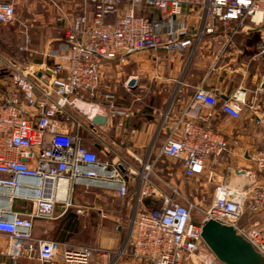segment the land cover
Instances as JSON below:
<instances>
[{"label": "built area", "instance_id": "1", "mask_svg": "<svg viewBox=\"0 0 264 264\" xmlns=\"http://www.w3.org/2000/svg\"><path fill=\"white\" fill-rule=\"evenodd\" d=\"M83 4H88L89 13L83 9L63 29L67 50L57 54L52 65L38 69L0 58V236L7 240V256L11 260L28 256L42 264H95L96 256L103 258L109 252L35 236L37 223L57 222L72 207L75 188H102L123 199L131 184H137L135 215L127 240V256L132 260L143 264H221L201 239L202 219L232 226L264 257V231L240 223L245 213L256 214L264 207L263 186L243 189L216 184L209 206L201 219L195 220L191 202L180 197L178 189L167 186L168 192L161 191L153 183V178L163 181L155 174L158 161L180 164L182 180L191 181L227 151L225 138L208 126L215 117L216 91L198 88L193 103L210 109L196 115V120L177 119L168 127L157 154L151 161L138 162L139 168L95 141L92 124L97 116L107 121L125 114L94 102L99 96L103 62L122 61L143 51L181 55L192 44L174 32L160 33L159 22L151 17L154 12L176 16L183 7L198 8L202 12L199 36H214L220 29L230 28L232 39L246 26L249 32L264 31V0H83ZM14 20L13 2L0 0V25ZM19 50L28 52V47ZM3 76L7 85L1 81ZM244 106L232 96L219 110L238 119ZM70 109L78 111L89 127L74 119ZM69 123L77 127L76 132L69 129ZM82 129L91 135L90 144L80 136ZM97 153L104 159L98 160ZM249 161L264 169V150L252 153ZM144 199L150 203L141 206ZM15 201L30 203L31 210L14 211ZM120 254L122 251L116 257Z\"/></svg>", "mask_w": 264, "mask_h": 264}, {"label": "crops", "instance_id": "2", "mask_svg": "<svg viewBox=\"0 0 264 264\" xmlns=\"http://www.w3.org/2000/svg\"><path fill=\"white\" fill-rule=\"evenodd\" d=\"M10 1L13 2L14 7L20 3V0ZM89 11L90 7L87 12L89 13ZM151 17L159 22V32L163 35L174 32L179 39H189L192 44L181 55L172 56L161 50L143 51L127 55L122 61L103 62L100 68L101 83L99 88L105 78L110 79L115 76L118 68L122 66L129 72L126 84L130 80L134 81L133 84H128L129 88L136 86L138 79L136 74H138L141 85L146 86L147 89L151 88L155 95L161 96L163 103L167 100L163 107L165 113L163 116L160 115L162 117L159 119H155L154 115L141 113L136 114L135 117L129 109L121 110L124 111V115H115L105 121L103 125L92 122L96 130L95 141L103 144L109 153L121 157L125 163L139 168L138 162L151 161L157 154L168 134V127L172 126L177 119L184 116L185 121L196 120V115L210 109L206 105L193 103L194 92L198 88L216 91L217 103L213 108L215 117L208 126L213 132L225 138L228 149L215 160L214 165L207 166L201 177L191 180V191L195 192L199 187H211L214 190L215 185L220 183L243 189L252 185L264 187V169H257L249 161V156L252 153L264 150V115L262 114L264 112V96L262 94L264 90L261 87L264 78V61L262 59L264 52H261V48L264 49V31L249 32V27L246 26L232 39L229 38L230 28L220 29L214 36H199L202 12L198 8L183 7L180 14L176 16L154 12ZM27 47L28 52H24L27 55L26 61L16 63L24 67L38 69L52 65L55 56L67 50L63 40L58 45L52 43L45 46L27 45ZM40 53H45L48 57L40 55ZM116 75L118 77V74ZM1 81L5 85L8 84V79L4 76ZM139 82L138 84H140ZM98 93L107 103L114 100V97L109 94ZM232 96L238 97L245 104L238 119H233L219 110L221 104L230 100ZM250 105H253L254 109H250L248 107ZM157 110L154 109L153 114ZM83 126L89 127L87 123ZM68 127L72 131H77V127L72 123H69ZM83 129L79 132L82 138L85 131ZM97 150L99 149L97 148ZM161 162H157L155 174L166 180L174 179L176 184L170 187L181 190L180 164L169 161L177 165V169L172 172L170 168L160 166ZM211 178L213 181L210 180ZM153 183L159 190L166 191L163 188L165 183L157 178H153ZM136 191L137 184H131L125 197L135 207ZM142 203L141 206L148 205L150 200L144 199ZM12 209L14 211L25 209L29 212L31 204L25 205L23 202L15 201ZM65 218L66 213L57 222L61 223ZM240 223L245 227L255 225L256 228L264 231V207L256 214L245 213ZM51 229V225L39 222L34 235L70 244L69 237L66 235L68 234L67 230L61 235H55L54 238ZM116 230L120 233L119 226L116 227ZM129 237L130 228L119 244L117 243L119 242L118 238L112 239L109 244L107 239H99L100 246L98 247L109 254L103 258L96 256L94 263L143 264L127 256L130 252V246L127 244ZM103 241L109 246L102 247ZM114 243H117L116 247L111 248L112 245H115ZM6 244V238L0 236V264H42L28 256L11 260L6 254ZM119 251H122V254L116 257ZM34 254L35 252L31 255L34 256Z\"/></svg>", "mask_w": 264, "mask_h": 264}, {"label": "rangeland", "instance_id": "3", "mask_svg": "<svg viewBox=\"0 0 264 264\" xmlns=\"http://www.w3.org/2000/svg\"><path fill=\"white\" fill-rule=\"evenodd\" d=\"M88 8V4L84 5L83 0H20L15 7V20L9 25H0V58L24 62L27 55L19 50L20 47L45 46L52 43L58 45L62 41L63 29L70 25L83 9L87 11ZM118 69L115 76L103 80L98 91L109 94L114 100L107 103L100 94L94 102L106 103L113 110L129 109L135 117L136 114L141 113L154 115L155 119L162 117L167 100L163 103L161 96L155 95L151 88L147 89L146 86L141 85L138 74H136L138 77L136 86L129 88V82L126 84L128 70L122 66ZM154 109L158 110L153 114ZM69 113L81 124H86V119L78 111L70 109ZM82 136L87 144L91 143L92 139L86 131ZM97 157L98 160L104 159L99 153ZM160 166L168 167L172 172L177 169V165L167 160L161 162ZM162 180L169 187L176 184L174 179L166 180L162 177ZM181 181L179 196L191 202L192 218L200 220L202 212L210 204L214 190L211 187H199L194 192L191 191V181ZM165 185L163 188L168 192L169 188ZM71 202L72 207L66 212V218L61 223L55 222L51 225L52 237L63 234L67 227L66 235L71 245L98 247L100 246L98 240L101 238L107 239L108 244L115 238H118V244L121 243L128 229L131 230L135 206L128 198H117L112 191L102 188H75ZM117 226L120 228V233L116 230ZM107 243L104 242L101 246H109ZM117 243L111 248L116 247Z\"/></svg>", "mask_w": 264, "mask_h": 264}, {"label": "water", "instance_id": "4", "mask_svg": "<svg viewBox=\"0 0 264 264\" xmlns=\"http://www.w3.org/2000/svg\"><path fill=\"white\" fill-rule=\"evenodd\" d=\"M264 61V53L262 54ZM134 81L130 80L129 84ZM264 88V78L261 84ZM93 124L105 123V118L97 116L92 120ZM97 149L98 146L95 145ZM213 181V178L210 179ZM201 239L221 264H264V257L254 250V248L229 225L221 224L215 220L202 219Z\"/></svg>", "mask_w": 264, "mask_h": 264}, {"label": "bare ground", "instance_id": "5", "mask_svg": "<svg viewBox=\"0 0 264 264\" xmlns=\"http://www.w3.org/2000/svg\"><path fill=\"white\" fill-rule=\"evenodd\" d=\"M84 110H86V107H83Z\"/></svg>", "mask_w": 264, "mask_h": 264}, {"label": "trees", "instance_id": "6", "mask_svg": "<svg viewBox=\"0 0 264 264\" xmlns=\"http://www.w3.org/2000/svg\"><path fill=\"white\" fill-rule=\"evenodd\" d=\"M146 203V202H145ZM65 230H67V227L65 228Z\"/></svg>", "mask_w": 264, "mask_h": 264}]
</instances>
